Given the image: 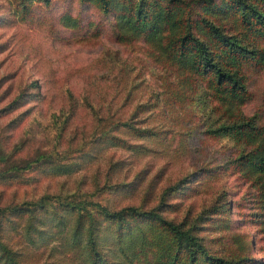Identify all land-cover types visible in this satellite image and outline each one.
<instances>
[{"label": "rangeland", "instance_id": "374dc122", "mask_svg": "<svg viewBox=\"0 0 264 264\" xmlns=\"http://www.w3.org/2000/svg\"><path fill=\"white\" fill-rule=\"evenodd\" d=\"M32 2L0 0V263L7 249L20 264H90L91 235L105 264H128L149 223L103 211L132 207L190 228L206 255L264 264L257 190L232 166L247 148L212 132L200 85L178 84L147 44L115 40L92 7L77 16L95 28L70 32L56 23L75 3ZM205 15L256 43L240 18ZM247 88L241 114L264 123V67ZM77 202L86 213L63 204Z\"/></svg>", "mask_w": 264, "mask_h": 264}, {"label": "trees", "instance_id": "16d2710c", "mask_svg": "<svg viewBox=\"0 0 264 264\" xmlns=\"http://www.w3.org/2000/svg\"><path fill=\"white\" fill-rule=\"evenodd\" d=\"M28 1L33 4V0ZM35 1L46 4L50 2ZM53 1L73 2L78 8L76 16H71L68 7L65 8L58 17V28L70 32L83 26H86L84 30L94 29V23H81L78 17L88 7H92L109 19L107 31L115 40L124 43L141 41L147 44L179 77L176 81L178 84L195 86L196 89L200 85L201 95L207 102L214 103L219 119L220 124L212 132L229 136L247 148L244 153L232 159V166L255 186V202L260 209L264 229V123H260L256 115H242L240 110L251 97L247 88L250 69L264 67V13L261 14L264 0H259L261 10L255 4H258L256 0H196L190 8L186 7L190 0ZM205 13L213 15L214 18L217 15H229L236 20L240 18L247 27L246 35L255 33L256 43L245 42L232 33L227 34L224 27L206 20L208 16H203ZM228 27H234L233 23ZM112 126L115 129L131 130L127 122H117ZM140 132L153 135L146 129ZM196 174L194 171L191 177ZM63 204L87 212L83 203ZM103 212V217L111 221L118 220L121 225H127L128 220H147L145 223H149L146 230L137 229L138 243L128 259V264L246 263L245 259L239 261L233 256L221 258L206 255L203 245L190 233V228H181L168 222L154 210L141 211L125 207L116 212ZM88 240L92 256L90 264H105L106 259L96 250L91 235ZM3 252L6 264H20L7 249Z\"/></svg>", "mask_w": 264, "mask_h": 264}]
</instances>
